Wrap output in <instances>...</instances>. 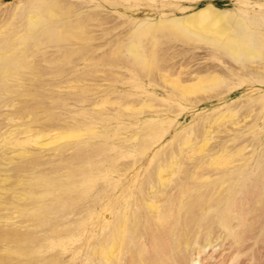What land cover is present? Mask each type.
Returning a JSON list of instances; mask_svg holds the SVG:
<instances>
[{
	"label": "rangeland",
	"instance_id": "1",
	"mask_svg": "<svg viewBox=\"0 0 264 264\" xmlns=\"http://www.w3.org/2000/svg\"><path fill=\"white\" fill-rule=\"evenodd\" d=\"M205 3L264 26V0H0L1 264H104L93 247L121 218L119 264H142L151 200L191 204L209 242L178 264H264V43L234 56L159 21ZM227 200L240 219L217 218Z\"/></svg>",
	"mask_w": 264,
	"mask_h": 264
},
{
	"label": "bare ground",
	"instance_id": "2",
	"mask_svg": "<svg viewBox=\"0 0 264 264\" xmlns=\"http://www.w3.org/2000/svg\"><path fill=\"white\" fill-rule=\"evenodd\" d=\"M213 2L216 5H219V3H221V0H213ZM49 10L51 11V9ZM44 13L45 11L42 10L41 15ZM39 18H40L39 15L38 16L29 15L27 17V27H26L25 33L15 38V40L12 42L10 46L12 48V52H11L12 55H15L14 53L15 52L17 53V51L18 52L21 51V45L25 44L28 36L32 32L37 30V28L40 25L39 22L41 20ZM42 19L45 21L44 17ZM159 21L161 22L167 21L168 24L171 23L173 25L172 27L175 28V31L177 33H180L181 35L187 38L189 36L191 37L194 36L199 40H202V39L206 40L214 44L215 46H218L224 49L226 52H229L230 54L234 56L240 53L246 56H251L255 54V51H256L255 46L257 45V48L258 46H260L259 49H261L262 43H264V26H261L259 23H257L255 20V17H250L249 15H246L243 13H237L232 9L219 8L212 3H205L202 6L196 8L195 10L187 14H184L182 16L161 18L159 19ZM153 25L155 24L148 23V24H145L144 28L142 29L139 28L137 31L135 30L137 33V36L139 37L145 34L151 28H154ZM135 46L136 45L134 42L130 43L129 45L130 51L135 52ZM8 56L7 54H4V52H0V58H7ZM15 65L18 66L17 61H15ZM211 75H208V76H211ZM202 76L205 77L204 75L196 76V80L193 81L192 83L188 82V84L184 85V88H192L196 86L200 87ZM16 142L19 143L20 141H16ZM30 182L32 184V181ZM219 192L220 191H214V192L209 193L206 199L207 201L204 203L202 202L203 204L200 205L202 210L211 208L212 204H214L212 203L213 200H215L216 197L221 196L219 195ZM223 194L225 193L222 192V196H224ZM202 195L203 194H201V196ZM227 195L228 194H226L225 197H227ZM222 198L224 197L220 198L221 201L223 202L224 199ZM225 203H228V200L227 202L225 201ZM229 203L225 205L223 208L218 207L219 209H217V212H216L217 218H224V217L234 215V216H237L238 219H240L239 217L241 216L242 212L240 214L239 213L235 214V212H233L235 210V208L233 207L234 205H232V203L230 204ZM21 206L19 207L21 208ZM147 206H148L147 207L148 210L151 211V214H155V218H156L155 225L157 229H156L155 234L152 235L153 241H152L151 250H152L153 255L151 256H147L145 254L141 255L140 260L142 264H178L177 258L183 257L182 253L187 252L190 247L193 248L196 254L203 252L204 248L209 242H206V243L201 242L200 244L198 243L199 238L197 237L201 234V231H199V227L201 226V224H197L199 222V219H197V217L190 216L189 207L191 206V204L179 202L176 208L172 207L171 205H163L162 206L163 208H162L160 207L158 202L151 200V202L148 203ZM23 207L24 205L22 206V208ZM20 208L19 210L22 209ZM25 209L26 208H24V212H26ZM28 212L30 211L28 210ZM23 215H26L27 217V214L24 213ZM125 221L126 220L124 218H121L120 220L112 224L106 233L97 237V240L93 247L96 262L102 261L104 264H119L120 249L122 248L125 242V239H126L125 238V231H126ZM1 230L2 228L0 229V232L3 234ZM205 230L206 229L204 228L202 229V231H205ZM10 231L11 230H9V232ZM9 234L11 235L12 233L10 232ZM148 235L149 233H147V236ZM11 236H9L8 239H10ZM162 236L164 237L166 236L167 239L165 240H169L170 244H168L167 246L169 248L165 249L163 247L164 242L162 243L163 241L161 239ZM147 239H146V242H147ZM164 244H167V243L165 242ZM196 262H197L196 260L193 261V264H197Z\"/></svg>",
	"mask_w": 264,
	"mask_h": 264
}]
</instances>
